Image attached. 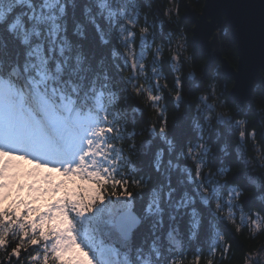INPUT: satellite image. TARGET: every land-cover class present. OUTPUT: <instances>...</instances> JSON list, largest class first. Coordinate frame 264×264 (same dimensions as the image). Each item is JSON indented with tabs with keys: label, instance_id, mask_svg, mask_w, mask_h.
<instances>
[{
	"label": "trees",
	"instance_id": "1",
	"mask_svg": "<svg viewBox=\"0 0 264 264\" xmlns=\"http://www.w3.org/2000/svg\"><path fill=\"white\" fill-rule=\"evenodd\" d=\"M99 2L32 0L34 6L27 7L26 11L32 15V26L38 28L39 33L32 32L27 43L21 42L19 33H9L0 25V74L7 75L16 69L17 77L30 83V96L41 100L40 106L43 100L47 101L61 115L68 113L70 116L75 108L82 109L83 115L85 109H91L96 123L102 124L105 121L101 111L110 106L115 115L111 112L109 115L120 127L119 135L106 136V143L123 141L119 148L110 149L109 159L118 161L114 166L115 174L124 179L138 180L142 185L132 190L131 197L108 195L82 217L74 216L78 241L93 258L94 264H169L174 258L187 256L190 260L192 255L211 256L213 249L217 250L214 264H244L245 249L249 244L261 242L264 237L257 236L253 241H247L245 232L244 237L238 238L233 225L216 209V193L226 196L229 182L218 183L208 202H200L203 193L200 185L208 186L210 182L207 177L203 180L195 177L191 157L186 151V145L196 147L200 140L190 97L203 86L202 81L207 79L209 69L216 61L209 69H205V65L200 77L189 79L187 72L184 73L182 81L187 94L181 101L182 112L177 111L172 95L162 85L155 84V78L162 75L175 87L174 61L170 56L165 55L154 63L146 64L145 78L138 73L129 77L132 82L148 83L154 93L159 87L164 91L165 108L176 113L166 133L150 130V109L142 105L143 101L140 103L124 77L130 71V61L119 31L122 17L119 14L109 16L99 7ZM120 2L127 8L130 0ZM137 2L145 7L149 16L147 24L143 22V13L129 15L128 18L138 21L134 33L143 35V47L150 54L156 45L169 42L170 21L164 15L169 0ZM192 2L180 0L185 11L175 21L176 24H183L186 28L193 24L185 16L186 6L192 7ZM149 4L151 7H146ZM225 24L223 20L221 27ZM126 27L132 28L133 25L126 24ZM143 27H148L149 31L141 33ZM228 38L232 40L229 33ZM133 42L137 47L141 46L135 38ZM191 49L194 60L205 57L195 53L192 46ZM154 66L157 67L156 72H152ZM224 92L227 103L237 109L236 115L246 117L245 136L239 135L241 127L235 120L224 122L218 130L214 122V127L208 130L207 140L212 150L202 151L199 157L213 168H236L231 182L250 193L240 203L248 211L255 207L264 212V183L260 182L264 173L259 172L258 161L247 163L253 155L247 133L253 126L257 127L256 142L261 146L260 154H264V126L261 125L264 113L259 112L255 103L256 97L264 95V88L256 78L251 96L243 104L229 100L230 89L227 87ZM110 93L115 94V104H112ZM97 97L101 102L99 108L96 106ZM69 109L73 111L69 112ZM133 140L135 143H130ZM223 203L226 205L227 201ZM233 207L235 212L239 211V205ZM125 209H132L141 217L139 226L127 239L114 224L116 214ZM220 236L229 240L234 248L232 257L228 259L219 256L223 244ZM256 264L261 262L257 260Z\"/></svg>",
	"mask_w": 264,
	"mask_h": 264
},
{
	"label": "snow or ice",
	"instance_id": "2",
	"mask_svg": "<svg viewBox=\"0 0 264 264\" xmlns=\"http://www.w3.org/2000/svg\"><path fill=\"white\" fill-rule=\"evenodd\" d=\"M205 4L206 0H193L190 5L198 14H202ZM33 6L32 0H0V25L9 33H19L22 43L28 42L32 32L39 33V29L32 26V15L26 11L27 7ZM99 7L106 10L109 16L119 14L122 17L119 31L130 61V71L124 77L131 84L132 93L140 103L143 101L142 105L150 109V130L166 133L173 112L165 108L164 91L158 87L154 93L148 83L132 82L129 77L138 73L145 78L146 64L154 63L165 55L170 56L174 61L172 67L175 73H180L175 75V87L162 75L155 78V84L162 85L172 95L179 111L181 101L185 98L182 76L187 72L181 70L187 63L186 53L194 59L189 39L192 36L190 29L195 25L186 28L183 24H176L175 21L180 19L185 9L180 3L168 5L164 15L170 21L169 42L156 45L155 50L149 54L143 47V35L134 33L138 21L128 18L129 15L143 13V22L147 24L149 16L144 6H140L137 0H130L127 8L120 0H100ZM146 7L150 8L151 5ZM260 7L264 10V0H261ZM234 8L235 29L246 35L252 24L248 5L239 3ZM222 19L228 20L227 12ZM126 24L133 27L128 28ZM231 27L228 24L218 27L210 37L218 38L224 49L220 59L213 65L220 95L225 98L224 103H227L224 89H231L235 80L226 81L220 75L223 65L227 63L234 71H239V41L234 42L228 38ZM140 31L147 33L149 28L143 27ZM133 38L139 42L140 47L136 46ZM232 52L234 56L229 55ZM199 59L205 66L207 58ZM144 60L148 62H142ZM156 71L157 67L154 66L152 72ZM187 74L191 79L192 73ZM30 91V83L22 82L16 75V69L7 75L0 74V264H94L93 258L78 241L74 216L82 217L108 195L131 197L132 190L142 186L138 180L118 177L114 167L118 161L109 159L110 149L119 148L123 143H106L108 134L119 135L120 125L114 123L109 115L111 112L114 116L115 111L110 106L102 109L101 115L105 121L102 124L96 123L91 109H85L82 115V109L75 108L71 116L68 113L60 116L51 109L38 106L30 96ZM109 95L113 97L112 104H115V94ZM255 103L258 110L264 109V97H257ZM196 104L197 118L194 124L199 130L200 140L196 147L187 149V154L193 161L195 177L198 180L207 177L210 182L208 186L201 183V191L211 198L218 183L229 182L226 196L221 197L220 193H216V209L233 225L238 238L244 237L245 232L247 241H253L257 236L264 237V212L255 207L251 211L244 209L240 202L250 193L241 189L236 182H231V176L237 169L233 171L220 166L206 174L201 170L205 163L199 154L209 151L208 130L214 127L213 123L206 122V114H213L211 119L215 122L216 130L224 122L235 120L241 127V137L245 136V120L237 119L231 112L218 110L217 103L210 102V97L206 95L197 97ZM96 106L101 107L99 97ZM247 134L255 137L256 129L248 130ZM81 143L84 148L78 151ZM130 143L134 144L135 140ZM195 151H198V156L193 155ZM219 177L224 179L220 180ZM260 182L264 183V177H260ZM253 183L256 181L253 180ZM224 200L227 201L226 205ZM235 205H239L238 212L234 211ZM220 240L223 244L219 256L223 259L232 257L234 248L231 242L224 236H220ZM216 252L213 249L211 256L192 255L190 260L187 256L183 259L174 258L169 264H214ZM243 259L244 264H256L257 260L264 264V238L257 244H249Z\"/></svg>",
	"mask_w": 264,
	"mask_h": 264
},
{
	"label": "water",
	"instance_id": "3",
	"mask_svg": "<svg viewBox=\"0 0 264 264\" xmlns=\"http://www.w3.org/2000/svg\"><path fill=\"white\" fill-rule=\"evenodd\" d=\"M243 3L248 5V11L252 19L251 27L246 35L235 29L234 5ZM261 0H206L202 14H198L194 8L186 6V17L195 25L191 29V46L196 53L207 58L206 68L215 60L220 59L221 45L218 38H212L213 31L221 27L222 16L228 13L226 24L231 25L229 35L232 41H239V71H234L227 63H224L221 74L225 78L235 80L230 89L229 100L231 102H243L249 100L255 79L260 77V85L264 88V78L260 76L259 69L264 68V10L261 9ZM209 17L211 20L209 21ZM132 76H135L133 74ZM115 227L123 238H129L131 232L139 226L141 217L132 209L118 212L114 218Z\"/></svg>",
	"mask_w": 264,
	"mask_h": 264
},
{
	"label": "clouds",
	"instance_id": "4",
	"mask_svg": "<svg viewBox=\"0 0 264 264\" xmlns=\"http://www.w3.org/2000/svg\"><path fill=\"white\" fill-rule=\"evenodd\" d=\"M191 2V0H190ZM180 0H169V5H174V4H179ZM172 9L170 8L169 11H171ZM221 52H224V49L221 48ZM229 55L234 56L235 53H229ZM185 58L187 60V63L185 65V67L181 70V71H187V72H191L193 77H200L203 75V70H204V65H202V62L200 59L198 60H194L192 59L187 53L185 54ZM260 72V76L262 78H264V68H260L259 69ZM180 73H175V75H179ZM170 83V82H169ZM202 87L194 94L190 97L191 101L193 102V108H192V114L194 116L197 115L195 109H196V101H197V97L201 96V95H206L210 97V102H214L217 103L218 106V110L221 111H225V112H231L233 115H235L237 117V119H243L246 121V117L243 115L237 116L236 115V111L237 109L233 108V106L229 105L228 103H224L225 98L223 96L220 95V87H219V81L215 78V73L213 72V67L209 69V75L207 77V79L202 81ZM184 94H187V90L184 89ZM258 97H264V95L262 96H258ZM257 98V97H256ZM183 108L179 109V112H182ZM260 113H264V109L259 110ZM176 115L175 112H173L170 117H169V124L171 123L172 118H174V116ZM212 113L208 112L206 114V122L208 123H214V121L211 119L212 117ZM261 125L264 126V116H262L261 119ZM252 128H255L257 131V127L253 126ZM250 128V129H252ZM141 137H137V139H140ZM207 138V137H205ZM251 142V152L253 153V155L251 157L248 158L247 163L250 164L253 161H258V169L260 173H264V154H260L261 153V146L260 144H258L257 141V136L252 137L249 136L248 139ZM191 147L190 144L186 145V151L187 149ZM209 147V151H211V145H208ZM194 156H198V151L193 152ZM191 163H193V161L191 160ZM202 172L203 173H208L212 170H214L213 167L208 166V165H204L202 167ZM236 168H233V171H235ZM220 180H223L224 177H219Z\"/></svg>",
	"mask_w": 264,
	"mask_h": 264
},
{
	"label": "rangeland",
	"instance_id": "5",
	"mask_svg": "<svg viewBox=\"0 0 264 264\" xmlns=\"http://www.w3.org/2000/svg\"><path fill=\"white\" fill-rule=\"evenodd\" d=\"M136 75V74H135ZM32 98H34V97H32ZM35 99V98H34ZM35 101L37 102V105H41V103H42V101L41 100H39V101H37L36 99H35ZM41 107H44V108H48V109H51V110H53L55 113H57L58 115H60V116H63V115H61L53 106H51L47 101H45V100H43V105L41 106ZM72 114H74V113H72ZM71 114V115H72ZM70 115V116H71ZM83 148H84V144L83 143H81L80 145H79V148H78V151H82L83 150ZM202 196L203 195H205L204 193H202L201 194ZM207 200V202H208V196H206L205 195V200H204V204H205V201Z\"/></svg>",
	"mask_w": 264,
	"mask_h": 264
},
{
	"label": "bare ground",
	"instance_id": "6",
	"mask_svg": "<svg viewBox=\"0 0 264 264\" xmlns=\"http://www.w3.org/2000/svg\"><path fill=\"white\" fill-rule=\"evenodd\" d=\"M186 10H187V8H186ZM186 18H187V17H186ZM221 26H222V25H221ZM192 48H193V47H192ZM194 52H195V51H194ZM195 53H196V52H195ZM215 61H216V60H215ZM215 61H214V62H215ZM214 62H213V63H214ZM211 66H212V65H211ZM211 66H210V67H211ZM210 67H208L207 69H209ZM220 73H221V72H220ZM221 75H222V74H221ZM222 76H223V75H222ZM223 77H224V76H223ZM224 78H225V77H224ZM257 78H259V81H260V77H257ZM255 80H256V79H255ZM254 85H255V82H254ZM253 88H254V86H253ZM252 90H253V89H252ZM228 98H229V96H228ZM245 102H246V101H245ZM234 103H239V102H234ZM243 103H244V102H243ZM243 103H242V104H243ZM239 104H240V103H239ZM204 200H205V195L201 196V198H200V202H201V203H204Z\"/></svg>",
	"mask_w": 264,
	"mask_h": 264
}]
</instances>
